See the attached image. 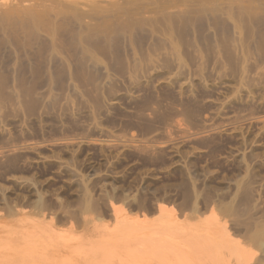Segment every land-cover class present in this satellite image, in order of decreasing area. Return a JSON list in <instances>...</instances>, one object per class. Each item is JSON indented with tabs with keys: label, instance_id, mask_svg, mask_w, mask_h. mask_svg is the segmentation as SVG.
<instances>
[{
	"label": "rangeland",
	"instance_id": "374dc122",
	"mask_svg": "<svg viewBox=\"0 0 264 264\" xmlns=\"http://www.w3.org/2000/svg\"><path fill=\"white\" fill-rule=\"evenodd\" d=\"M0 264H264V0H0Z\"/></svg>",
	"mask_w": 264,
	"mask_h": 264
},
{
	"label": "bare ground",
	"instance_id": "6f19581e",
	"mask_svg": "<svg viewBox=\"0 0 264 264\" xmlns=\"http://www.w3.org/2000/svg\"><path fill=\"white\" fill-rule=\"evenodd\" d=\"M114 206H116V205H114ZM160 206H162V210L164 209V204H162V205H160ZM164 206V207H163ZM117 207V209H118V205L116 206ZM115 208H113V210H114ZM117 209H115L114 211H117ZM174 209V208H173ZM170 209V210H165L164 209V213H162L163 214V217L164 218H166L168 221H174V219L173 218H175L176 216H177V209ZM160 211V210H159ZM176 219V218H175ZM54 219H53V222H51L52 224H54ZM150 234V233H149ZM227 234V233H226ZM229 234H231L230 233V231H229ZM228 234V235H229ZM151 235V234H150ZM148 236V238L147 237H145V236H143V237H145L144 239H140V240H138V241H136V242H134V243H132V244H128V245H130V246H125V245H127V244H125L124 245V247L127 249V252L128 253H131V254H141L142 256L143 255H147L148 253H149V251H152V249H156V245L157 244H160V243H163V239H159L158 237H156L155 236V234H152L153 235V237L152 236ZM228 235H226V236H228ZM161 237L163 236V238H164V236L165 235H160ZM225 236V235H224ZM149 237H151V238H149ZM166 237H167V235L165 236V238H164V240L166 239ZM138 238V237H137ZM147 238V239H146ZM227 238V237H226ZM230 239H231V235H230V237H229ZM228 238V239H229ZM234 238V237H233ZM232 238V239H233ZM235 239V238H234ZM170 239H167V243H168V241H169ZM234 243H235V240H232ZM166 242V241H165ZM169 242H171V248H172V246L173 247H175V246H177V244H178V242H177V244L175 243L174 244V240H173V243H172V239L169 241ZM228 242V241H227ZM167 243H165V244H167ZM172 244H174V245H172ZM191 244V243H190ZM189 244V245H190ZM204 244V243H203ZM163 246H165L166 247V245H163ZM167 246H170V244H168ZM181 246H183V245H181ZM191 246V245H190ZM155 247V248H154ZM192 247V246H191ZM167 248V247H166ZM188 248H189V246H188ZM158 249V248H157ZM168 249H170L169 247H168ZM162 250V249H161ZM171 250H173V249H171ZM178 250H179V248H178ZM187 250V249H186ZM182 251V250H181ZM192 251V250H191ZM148 252V253H147ZM185 252V251H184ZM143 253V254H142ZM145 253V254H144ZM147 253V254H146ZM173 253H174V251H173ZM189 253V252H188ZM152 254V253H151ZM177 254V253H176ZM179 254V253H178ZM150 255V254H149ZM177 256V255H176ZM144 257V256H143ZM147 258V257H146ZM185 258V257H184ZM179 260V259H178Z\"/></svg>",
	"mask_w": 264,
	"mask_h": 264
}]
</instances>
